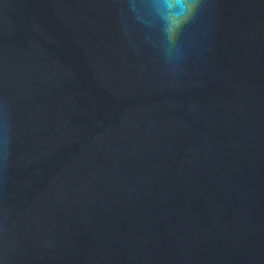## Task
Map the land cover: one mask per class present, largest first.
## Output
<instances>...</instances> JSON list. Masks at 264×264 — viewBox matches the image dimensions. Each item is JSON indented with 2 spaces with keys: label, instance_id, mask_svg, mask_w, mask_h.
Segmentation results:
<instances>
[{
  "label": "water",
  "instance_id": "95a60500",
  "mask_svg": "<svg viewBox=\"0 0 264 264\" xmlns=\"http://www.w3.org/2000/svg\"><path fill=\"white\" fill-rule=\"evenodd\" d=\"M0 264H264V0H0Z\"/></svg>",
  "mask_w": 264,
  "mask_h": 264
}]
</instances>
